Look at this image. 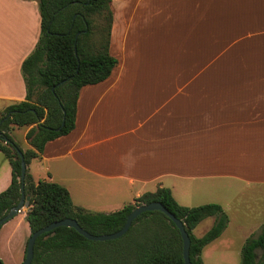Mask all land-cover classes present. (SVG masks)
Masks as SVG:
<instances>
[{
    "label": "crops",
    "instance_id": "obj_1",
    "mask_svg": "<svg viewBox=\"0 0 264 264\" xmlns=\"http://www.w3.org/2000/svg\"><path fill=\"white\" fill-rule=\"evenodd\" d=\"M109 6L117 64L106 79L80 88L74 128L46 142L28 165L34 181L64 186L74 205L94 212L158 187L174 197L185 182H198L197 192L220 180L264 186V0ZM39 34L37 0H0V113L25 97L20 66ZM30 127L10 132L23 150ZM10 178L0 151V191ZM248 207L235 212L252 216ZM27 210L0 226L5 264L24 257Z\"/></svg>",
    "mask_w": 264,
    "mask_h": 264
},
{
    "label": "trees",
    "instance_id": "obj_2",
    "mask_svg": "<svg viewBox=\"0 0 264 264\" xmlns=\"http://www.w3.org/2000/svg\"><path fill=\"white\" fill-rule=\"evenodd\" d=\"M110 1L37 0L40 34L20 66L25 97L7 105L0 113V151L11 167L10 183L0 191V217L18 203L21 183L25 196L29 198L25 219L30 234L52 221L67 217L75 219L91 234L112 233L124 225L136 205L160 202L182 221L190 238L191 263L203 264V247L220 236L229 220L220 204L182 205L169 188L158 187L153 192L142 193L117 210L94 212L74 205L64 186L50 180L34 181L29 172V163L40 156L46 142L74 128L80 88L106 79L117 64V59L109 53ZM28 125L31 127L25 136L30 147L23 150L10 132L15 127ZM19 152L23 154L26 166L23 180ZM209 216L214 217L212 226L196 237L193 229ZM30 262L185 264L180 232L159 210L141 213L122 236L106 241L90 240L72 227L57 226L36 238ZM239 264H264V224L257 235L245 239Z\"/></svg>",
    "mask_w": 264,
    "mask_h": 264
},
{
    "label": "rangeland",
    "instance_id": "obj_3",
    "mask_svg": "<svg viewBox=\"0 0 264 264\" xmlns=\"http://www.w3.org/2000/svg\"><path fill=\"white\" fill-rule=\"evenodd\" d=\"M201 186H204L202 191L197 192L198 182H185L179 190L173 191L174 198L186 206L219 203L230 220L220 236L203 248L202 261L204 264H239L245 239L257 235L264 224V186L245 188L231 180L204 182ZM242 203L251 207L252 216L249 213V217H241L235 212V207ZM212 219V216L202 219L193 234L202 236L212 226Z\"/></svg>",
    "mask_w": 264,
    "mask_h": 264
},
{
    "label": "water",
    "instance_id": "obj_4",
    "mask_svg": "<svg viewBox=\"0 0 264 264\" xmlns=\"http://www.w3.org/2000/svg\"><path fill=\"white\" fill-rule=\"evenodd\" d=\"M20 160H21V180H23L24 172H25V162L23 160V154L19 152ZM21 193L19 201L16 205L12 206L2 217H0V226L13 216L17 214L19 210L22 208H26L29 206L28 197L25 196L23 191V185L21 183ZM153 210H159L163 212L166 216H168L176 225V228H178L181 238H182V254L185 264H192L189 259V244H190V238L188 236V233L186 232L184 225L181 220L176 218L165 206H163L160 202H150V203H142L139 205H136L127 215L126 221L124 225L117 231L112 233H105V234H91L84 230L75 219L73 218H64L56 221H52L49 224L35 230L32 232L27 240L26 249L24 253L23 260L20 264H31L30 261H32L33 258V246L36 238L45 233L48 232L57 226H66V227H72L76 231H78L80 234L85 236L87 239L94 240V241H106L110 239H115L120 236H122L130 227L132 221L141 213L145 211H153ZM0 264L1 261H0Z\"/></svg>",
    "mask_w": 264,
    "mask_h": 264
}]
</instances>
